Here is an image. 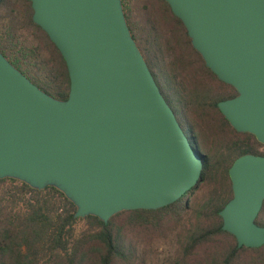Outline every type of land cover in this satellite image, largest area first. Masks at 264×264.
Returning a JSON list of instances; mask_svg holds the SVG:
<instances>
[{
	"label": "water",
	"instance_id": "obj_1",
	"mask_svg": "<svg viewBox=\"0 0 264 264\" xmlns=\"http://www.w3.org/2000/svg\"><path fill=\"white\" fill-rule=\"evenodd\" d=\"M32 20L61 53L66 99L34 84L0 51V178L54 186L75 217L103 222L157 209L196 186L203 160L162 95L127 25L121 0H29ZM192 46L237 94L217 107L264 144V0H165ZM232 196L219 210L237 247L264 243V154L228 169Z\"/></svg>",
	"mask_w": 264,
	"mask_h": 264
},
{
	"label": "trees",
	"instance_id": "obj_2",
	"mask_svg": "<svg viewBox=\"0 0 264 264\" xmlns=\"http://www.w3.org/2000/svg\"><path fill=\"white\" fill-rule=\"evenodd\" d=\"M121 1L131 35L177 120L183 115L213 154L187 191L204 183L209 196L194 205L180 197L157 209L123 210L105 223L95 215L75 217V204L54 186L36 189L0 178V264H142L145 248L166 231H174L178 251L165 264H264V243L237 247L218 213L232 196L228 169L234 159L264 154V144L235 130L217 107L236 89L205 65L165 0ZM32 13L29 0H0V51L39 88L66 99L65 61ZM79 220L86 227L76 233ZM255 222L264 225V201Z\"/></svg>",
	"mask_w": 264,
	"mask_h": 264
},
{
	"label": "rangeland",
	"instance_id": "obj_3",
	"mask_svg": "<svg viewBox=\"0 0 264 264\" xmlns=\"http://www.w3.org/2000/svg\"><path fill=\"white\" fill-rule=\"evenodd\" d=\"M200 142L204 145L205 153H209L207 146L204 144L202 139ZM210 157V156H209ZM210 193V188L204 183H201L196 189L188 193L187 199L189 205L197 204L199 201L207 199ZM85 223L83 220H79L75 225V232L79 233L85 229ZM178 251V241L174 231H166L161 235L154 238L145 248L143 253L142 264H165L172 260L173 256Z\"/></svg>",
	"mask_w": 264,
	"mask_h": 264
},
{
	"label": "flooded vegetation",
	"instance_id": "obj_4",
	"mask_svg": "<svg viewBox=\"0 0 264 264\" xmlns=\"http://www.w3.org/2000/svg\"><path fill=\"white\" fill-rule=\"evenodd\" d=\"M236 90L235 93L231 95L234 96L236 95ZM178 120L180 122V125L182 127V129L185 131V134L190 138V141L193 145V147L199 152L202 160L206 161L208 160V154L205 153L204 150V145L203 143H201L200 141L197 140L196 135L194 133V130L191 128V126L188 124V122L185 120V118L183 117V115H178ZM250 140L252 141V138H250ZM264 148V146H263ZM187 195L188 192H186L185 194H183L181 197L184 199V202L187 204L188 203V199H187Z\"/></svg>",
	"mask_w": 264,
	"mask_h": 264
}]
</instances>
